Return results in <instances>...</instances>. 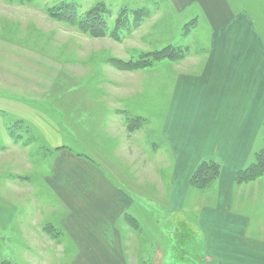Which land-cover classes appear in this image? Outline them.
<instances>
[{
    "label": "rangeland",
    "instance_id": "obj_1",
    "mask_svg": "<svg viewBox=\"0 0 264 264\" xmlns=\"http://www.w3.org/2000/svg\"><path fill=\"white\" fill-rule=\"evenodd\" d=\"M229 1L250 14L264 38V0ZM67 4L75 22L99 15L103 35L52 15ZM194 18L171 11L163 0H0V264H72L79 244L89 251L83 264H104L102 252L120 250L115 238L100 237L107 225L100 222L97 205L109 192L120 203L127 190L135 197L132 211L141 221L135 234L142 243L122 249L126 255L133 251L139 264H216V255H208L211 224L202 228V246L191 233L185 235L180 222L199 233L196 221L203 216L211 222L218 199L220 216L230 215L229 209L258 216L253 210L264 202V171L251 181H239L237 173L253 166L264 150V120L251 158L234 174H226L213 155L190 165L184 191L173 187L178 160L165 135L170 85L185 70L181 62L187 56L206 51ZM163 49L166 57H152ZM141 61L146 65L124 66ZM203 162L215 164L217 175L199 187L192 177ZM222 182L230 186L227 192H219ZM63 192L66 199L79 193L91 202L87 215L71 218L85 238L69 235L73 226L68 229L69 214L58 197ZM77 196L72 205L79 203ZM112 208L105 219L111 220ZM119 209L114 208L115 217ZM226 225L221 220V228ZM263 231L257 219L244 233ZM226 232L216 238L220 261L249 264L242 248L230 247Z\"/></svg>",
    "mask_w": 264,
    "mask_h": 264
},
{
    "label": "crops",
    "instance_id": "obj_2",
    "mask_svg": "<svg viewBox=\"0 0 264 264\" xmlns=\"http://www.w3.org/2000/svg\"><path fill=\"white\" fill-rule=\"evenodd\" d=\"M163 1L169 4L171 11L175 13L194 16L196 23L194 30L196 33L203 32L205 36L199 45L204 47L205 53L187 56L183 60L184 62H181V67L185 70L170 85L173 98L167 108L169 109V130H166L165 135L172 144L173 156L178 160L177 166H174L171 173V175L173 174V187L184 191V182L190 173V165L199 159L215 155L223 161L225 173L234 174L251 158L253 144L255 145L259 141L257 139L259 138V127L264 120V38L250 14L244 9L235 10L236 8L231 5L229 0ZM191 40L193 42L192 37ZM222 150L225 151V154H221ZM121 189L123 190V188ZM125 189L123 191L127 190ZM226 189L229 190L230 186H223V182L221 185L219 184V192H227ZM128 191H126V195L124 194L127 198L125 200L121 198V203L119 200L110 199L113 194L109 192L97 205L104 218L100 222L107 225L100 237L106 240L115 238L120 248V250H108V242L107 246L103 245L105 250L110 251L102 252L107 255L105 258L107 264H139V261L133 257V251L126 255L122 249L123 246L128 247L131 242L135 244L139 240V244L142 243V240L138 239L135 234L140 230L141 222L132 211V209L135 210V197L130 198L131 192ZM78 194L68 196V199L65 198L64 192L58 194L59 200L63 202L61 208L69 214L67 227L69 229V225L72 224L73 228L69 229V235L73 239L84 237L86 231L77 229V225L79 227L80 224L75 223L74 226L71 218H74L76 214H79L78 216L87 215L86 207L91 205L90 201H85L83 194L77 196ZM76 196L79 197L77 199L79 203L72 205L75 200L72 198ZM109 200L112 203H108ZM219 201L218 199L215 203L216 209L211 210V222L203 216H199L198 222L196 221L194 225L201 230L199 233L193 227L185 225V221L180 222L186 230L185 235L191 233L203 246L202 236L206 232L202 228L211 224L210 235L209 237L206 235L205 238L211 239L209 245L213 246L211 247L213 251H210L208 255L210 253L216 255L214 257L216 264H226L220 261V253H216L219 249V241L216 238L217 235H220L221 230L222 232L227 230L228 237L226 238L228 241H232L229 243L230 247L242 248L240 253L250 260L249 264H264V231L260 232L259 236L244 233L245 229L250 224H255L257 219H262V223H264L263 200H260L257 209L253 210V213L258 215L254 217L245 213H232L230 209V215L220 216ZM228 206L230 207V204ZM109 207H113L111 220L104 217V214L111 216ZM119 207V214L115 217L117 212L114 208ZM239 218L244 222L243 228L238 224ZM155 219L159 220V218ZM221 220L227 223L224 228H221ZM80 221L82 222L83 219ZM86 227L88 228L87 224ZM38 232L39 230L36 231V236H40ZM87 232L91 236H96L93 232L92 234L90 231ZM172 232L173 228L170 225L169 234ZM214 233L216 234L214 235ZM124 241L125 244H123ZM258 242L263 245L259 247ZM78 247L81 250L79 257L72 264H83L82 261L86 262L87 260L86 255L87 252L89 253V251H85L87 247H82L81 244ZM136 255H138V251ZM99 261L106 264L104 259ZM193 264H199V262Z\"/></svg>",
    "mask_w": 264,
    "mask_h": 264
},
{
    "label": "trees",
    "instance_id": "obj_3",
    "mask_svg": "<svg viewBox=\"0 0 264 264\" xmlns=\"http://www.w3.org/2000/svg\"><path fill=\"white\" fill-rule=\"evenodd\" d=\"M30 1V0H26ZM52 15L58 17L66 22L76 23L79 29L92 33L93 35H103L104 32V23L101 21V17L96 13L87 14L85 18L75 22V10L74 8L67 4L62 7L53 9ZM167 50H160L155 52L152 57H166ZM147 62V61H146ZM146 62L141 61L137 63L125 64L126 68H135L139 66L146 65ZM139 63V64H138ZM264 171V150L256 156V161L253 166H250L243 170L242 172L237 173V178L239 181H251L258 176H260ZM217 175V166L210 162L201 163L196 171L193 174L192 180L193 183L197 186H201L207 180L214 178ZM135 226H137L135 224Z\"/></svg>",
    "mask_w": 264,
    "mask_h": 264
}]
</instances>
